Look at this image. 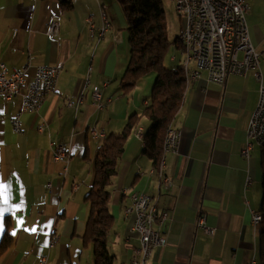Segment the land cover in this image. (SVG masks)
I'll list each match as a JSON object with an SVG mask.
<instances>
[{"label":"crops","instance_id":"obj_1","mask_svg":"<svg viewBox=\"0 0 264 264\" xmlns=\"http://www.w3.org/2000/svg\"><path fill=\"white\" fill-rule=\"evenodd\" d=\"M248 2L247 29L260 53L264 87V0ZM102 9L108 27L100 36ZM122 12L116 0H72L68 11L55 0H0V64L9 72L24 71L27 81L39 66L59 69L55 90L37 112H21L20 95L0 99V264H41L44 257L45 264H93L82 236L97 150L106 136L123 130L130 116L142 113L153 85L143 78L130 91L120 88L129 59ZM51 21L57 24L52 39L47 36ZM94 86L100 89L101 110L92 103ZM259 87L253 72L229 76L224 85L201 74L186 87L171 127L181 137L175 152L164 155L166 181L142 152L137 133L144 134L149 124L140 117L107 187L112 216L107 249L113 264H130L139 245L132 217L124 216L131 193L149 195L171 218L155 222L164 245L151 252L147 264L258 261L262 224L253 225L251 214L261 203L260 147L254 145L247 157L242 151ZM82 93L78 110L67 107V100L76 101ZM17 115L21 131L14 133L10 120ZM92 128L103 138L93 137ZM58 146L68 158L53 159ZM203 216L212 233L198 226ZM54 234L58 240L50 247Z\"/></svg>","mask_w":264,"mask_h":264},{"label":"built area","instance_id":"obj_2","mask_svg":"<svg viewBox=\"0 0 264 264\" xmlns=\"http://www.w3.org/2000/svg\"><path fill=\"white\" fill-rule=\"evenodd\" d=\"M249 0H173L176 14L184 24L180 32L182 37H192L196 54V65H192L193 82L201 74H205L206 81L224 85L229 76H244L253 72L255 79L260 83L258 102L253 111L246 129L245 148L242 155L247 157L253 144H262L264 135V87L261 85L260 53L250 42L246 16L250 10ZM103 27L100 36H103L108 27L104 10H101ZM193 21H200L199 31H192ZM47 36L52 39L57 33V24L49 22ZM180 62L176 54V65ZM56 67L39 66L30 80H26L25 72L19 70L8 71L0 64V99L11 101L16 96L21 97V112L34 113L40 108L48 94L52 93V83L57 80ZM88 83H85V89ZM84 94V93H82ZM81 94V95H82ZM92 103L98 110L103 105L100 89L90 92ZM81 95L76 101L68 100L71 109L78 110L81 106ZM14 133H19L20 117L17 115L10 120ZM43 127L39 131H43ZM91 135L103 138L92 128ZM181 137L179 133L178 141ZM140 141L143 143V134L140 132ZM176 141V145L178 143ZM144 146V143H143ZM177 146H173L176 150ZM62 146L53 151V159L58 161L68 158ZM47 188L50 186L47 185ZM125 193V192H124ZM149 195L131 193L130 207L125 219L132 217L131 231L138 236L139 245L134 249L130 264L147 263L151 252L164 245V239L153 228L155 224V208L149 206ZM252 216V214H251ZM170 215L165 213L164 221H169ZM163 221V222H164ZM204 216L198 219V226L207 233H212L204 227ZM50 247L51 241H50ZM47 258L41 259V264ZM248 264H251V260Z\"/></svg>","mask_w":264,"mask_h":264},{"label":"trees","instance_id":"obj_3","mask_svg":"<svg viewBox=\"0 0 264 264\" xmlns=\"http://www.w3.org/2000/svg\"><path fill=\"white\" fill-rule=\"evenodd\" d=\"M63 11L72 8V0H55ZM126 19L129 59L120 88L124 92L133 89L145 76L153 74V85L148 103L140 115L128 118L120 133L106 136L94 159V179L87 194L88 217L85 222L83 243L91 247L93 264H113L114 257L108 252L107 238L111 230L112 216L108 209L107 187L116 173L117 162L124 144L137 129L140 117L148 121L143 134V154L158 166L162 155V133L172 127L185 91L182 69L164 67L163 53L167 48L162 0H116ZM178 48V46H176ZM260 193L258 213L262 218L259 232L258 264H264V145L260 147Z\"/></svg>","mask_w":264,"mask_h":264},{"label":"bare ground","instance_id":"obj_4","mask_svg":"<svg viewBox=\"0 0 264 264\" xmlns=\"http://www.w3.org/2000/svg\"><path fill=\"white\" fill-rule=\"evenodd\" d=\"M199 29H200V21H193L192 31H199ZM177 45H178L177 49L180 50V53H179L180 62L176 66H179L183 71L184 79H185V89H186L188 85L193 83L192 65H196V54H195V48H194V41H192V37H182L179 35L177 37ZM170 60L173 63H176V53L172 55ZM58 74H59V69H57V76ZM55 84L56 82L52 83V91L55 90ZM96 89H97V86L92 87L91 92H95ZM83 97H84V94L81 95V105L83 104ZM66 105L68 106V100L66 101ZM140 132L141 131L139 130V132L137 133L139 138H140ZM179 133L180 131L174 130L171 128L166 129L164 132V136H163L162 143H161L162 155H161V158L157 166V168L159 169L158 175L164 181L167 180V178H165L162 173V169L164 168V155L165 153L169 151L175 152V148H173V146H176V141H178ZM254 145L258 147L263 146L264 145V135H263L262 144H253V146ZM150 173L153 174L154 170H151ZM149 206L151 208H155V222L157 220H159L160 222H163L165 212L160 213L158 211L156 206L153 204L151 197H149ZM129 207H130V199H128V205L124 209L125 218L128 215ZM251 222L253 225L261 224L262 222L261 215L259 213H252ZM57 240L58 238L54 234L51 239V245L53 246L57 242ZM143 264H147V263H143ZM251 264H258V261L255 257L251 259Z\"/></svg>","mask_w":264,"mask_h":264},{"label":"rangeland","instance_id":"obj_5","mask_svg":"<svg viewBox=\"0 0 264 264\" xmlns=\"http://www.w3.org/2000/svg\"><path fill=\"white\" fill-rule=\"evenodd\" d=\"M162 6L164 9V24H165V32H166V38L168 41L167 48L165 49L163 53V60L162 63L164 67L166 68H175L176 63H173L169 60V58L177 53L178 54V49L176 46L177 45V37L179 36L181 29L183 27V20L176 14L173 6V0H162ZM123 13V12H122ZM124 16V14H123ZM125 19V17H124ZM126 33V31L124 30ZM154 79L153 74L147 75L144 77L143 82L145 83L149 80ZM142 82V83H143ZM143 87H141L142 89Z\"/></svg>","mask_w":264,"mask_h":264},{"label":"snow or ice","instance_id":"obj_6","mask_svg":"<svg viewBox=\"0 0 264 264\" xmlns=\"http://www.w3.org/2000/svg\"><path fill=\"white\" fill-rule=\"evenodd\" d=\"M31 231L35 232V231H37V229L33 228V229H31ZM13 235H15V233H13Z\"/></svg>","mask_w":264,"mask_h":264}]
</instances>
